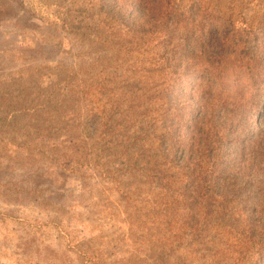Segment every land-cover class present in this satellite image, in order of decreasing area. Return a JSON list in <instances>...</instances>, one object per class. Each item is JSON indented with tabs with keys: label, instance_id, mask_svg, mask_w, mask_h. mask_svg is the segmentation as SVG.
Listing matches in <instances>:
<instances>
[{
	"label": "rangeland",
	"instance_id": "1",
	"mask_svg": "<svg viewBox=\"0 0 264 264\" xmlns=\"http://www.w3.org/2000/svg\"><path fill=\"white\" fill-rule=\"evenodd\" d=\"M191 1L264 21V0ZM112 6L0 0V264H264V175L238 174L237 192L198 203L175 194V154L150 150L144 171L115 176L105 133L122 121L109 89L139 95L148 66L143 47L100 29H111ZM101 101L105 116L93 110ZM244 121L248 133L226 151L247 154L264 104ZM197 204L207 215L193 220Z\"/></svg>",
	"mask_w": 264,
	"mask_h": 264
},
{
	"label": "trees",
	"instance_id": "2",
	"mask_svg": "<svg viewBox=\"0 0 264 264\" xmlns=\"http://www.w3.org/2000/svg\"><path fill=\"white\" fill-rule=\"evenodd\" d=\"M184 3L113 0L111 29L100 22L104 26L100 29L111 37L124 35L132 49L143 47V63L148 66L139 95L130 90L121 96L117 89H109L111 113L122 122L105 133V141L115 176L144 171L137 166L150 162L146 161L150 150L162 156L175 154L182 160L177 167L182 180L175 194L198 203L225 190L237 192L238 174L264 175V131L257 129L258 139L247 154L232 146L224 149L248 133L250 121L240 119L264 104V21L221 14L219 7L206 8L197 1ZM102 91L104 85L94 97ZM100 104L93 110L105 116L108 109ZM160 171L164 169L152 173L163 176ZM256 184L264 189V180ZM197 205L187 213L193 220L207 215L200 209L203 204ZM263 223L264 219L259 221Z\"/></svg>",
	"mask_w": 264,
	"mask_h": 264
}]
</instances>
